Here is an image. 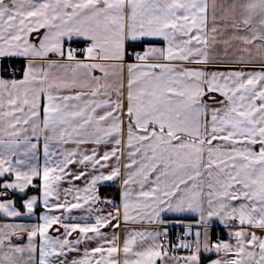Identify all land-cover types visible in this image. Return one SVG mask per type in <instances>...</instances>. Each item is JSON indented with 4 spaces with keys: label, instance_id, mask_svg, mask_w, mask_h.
<instances>
[{
    "label": "snow or ice",
    "instance_id": "6c2138e0",
    "mask_svg": "<svg viewBox=\"0 0 264 264\" xmlns=\"http://www.w3.org/2000/svg\"><path fill=\"white\" fill-rule=\"evenodd\" d=\"M41 203L0 264H264V0H0V220Z\"/></svg>",
    "mask_w": 264,
    "mask_h": 264
},
{
    "label": "crops",
    "instance_id": "0c3cea01",
    "mask_svg": "<svg viewBox=\"0 0 264 264\" xmlns=\"http://www.w3.org/2000/svg\"><path fill=\"white\" fill-rule=\"evenodd\" d=\"M21 66H22V62H21ZM206 99H207V97H206ZM52 147L55 148L56 145H53ZM65 147H67V148H73L74 145L68 144ZM87 147H92V146L91 145H88ZM44 160H45V157L43 155V147H42V144H41V147H40V149L38 151V154H37V159L35 161H33V163H36L37 165H39L42 168L43 165H44ZM71 167L73 169H75L76 166L75 165H72ZM121 167H122V170H123V161L121 162ZM74 185L76 187H78V188H83L84 187V183L82 181H79V180L74 181ZM103 185H114V186L119 187V198L118 199H112V200L116 204H120L121 203V192H122V189L120 187L119 180L114 181V182H105V184H103ZM103 185H101V186H103ZM62 187L63 188H67V187H70V185L67 184V183H64V184H62ZM99 191H100V188H99ZM33 194H36V193H33ZM99 194H100V192H99ZM69 199H71V197H69ZM97 207H103L105 209V213L107 211H111L112 210L111 209V206H109V205H103V204H101V205H97ZM20 211L25 212L26 209L21 208ZM44 211L45 210H44L43 205L41 203V204H39L37 206L35 216H33V217H27V216H25V217H22V218H16L15 221H12V220H7V221L0 220V222H19V223H26V224L38 223L39 221H38L37 217L39 215L43 214ZM86 214L87 213L83 209L73 210V212H72V215H74V216H82V215H86ZM89 222H92V221L90 220ZM185 222L192 223L193 225H195V219L192 216L186 217L185 218ZM121 228L122 229H134V230H137V231H145V230L151 231L153 229V225L149 224L146 220L145 221H142V222H139V223L129 222L127 225H125L123 223V221L121 220ZM179 229H181V228H169V238L166 241V243H168V244H171L172 243V240H173L175 234L178 232ZM196 230L197 229L195 227L192 228V232L193 233H195ZM103 231H105L107 233H111L112 230H111V227H109V228L103 229ZM215 232H219L220 233V238L221 239H225V238L228 239L227 235L224 233V230L222 228L215 229ZM50 234L51 235H56L57 233H55V230L54 229H51L50 230ZM126 234H127L126 231H120L119 232V235H120V238H121V242L125 238ZM18 235L24 237V239H22L20 241H16V242L17 243H20L22 245L23 244H26L27 243V236H26V234L25 233H18ZM215 238H216V236L214 235L213 236V239H215ZM40 242H41L40 239L37 238V241H36V243H37V252L34 254V258H35L36 264H39V247L38 246H39ZM89 246L90 247H94L95 246V242L91 243ZM169 255L170 256L175 255V256H178V257L179 256H184V255L175 254L172 251L171 248H169ZM158 264H159V262H158Z\"/></svg>",
    "mask_w": 264,
    "mask_h": 264
},
{
    "label": "built area",
    "instance_id": "2783aa9c",
    "mask_svg": "<svg viewBox=\"0 0 264 264\" xmlns=\"http://www.w3.org/2000/svg\"><path fill=\"white\" fill-rule=\"evenodd\" d=\"M184 229H180L174 236L173 240H172V243L171 244H175L176 242V237L177 235H180V236H183L184 239L182 241V243L186 244L188 246V248H192L195 246V240H194V237H187V236H184ZM173 251V250H172ZM174 253L176 254H179V255H188V251L185 250V249H176L175 251H173Z\"/></svg>",
    "mask_w": 264,
    "mask_h": 264
},
{
    "label": "trees",
    "instance_id": "16d2710c",
    "mask_svg": "<svg viewBox=\"0 0 264 264\" xmlns=\"http://www.w3.org/2000/svg\"><path fill=\"white\" fill-rule=\"evenodd\" d=\"M101 198L118 199L119 198V187L114 185H103L100 187Z\"/></svg>",
    "mask_w": 264,
    "mask_h": 264
}]
</instances>
